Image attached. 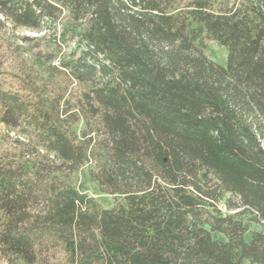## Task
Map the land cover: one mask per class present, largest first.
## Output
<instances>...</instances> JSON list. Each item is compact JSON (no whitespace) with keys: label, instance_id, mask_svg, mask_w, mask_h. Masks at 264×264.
<instances>
[{"label":"trees","instance_id":"obj_1","mask_svg":"<svg viewBox=\"0 0 264 264\" xmlns=\"http://www.w3.org/2000/svg\"><path fill=\"white\" fill-rule=\"evenodd\" d=\"M0 125L7 264H264V0H0Z\"/></svg>","mask_w":264,"mask_h":264},{"label":"rangeland","instance_id":"obj_2","mask_svg":"<svg viewBox=\"0 0 264 264\" xmlns=\"http://www.w3.org/2000/svg\"><path fill=\"white\" fill-rule=\"evenodd\" d=\"M217 3H226L228 0H213ZM205 54L206 56L218 64L219 66L225 67L227 65L228 53L225 47L219 45L215 41L205 40ZM82 128V125L79 127ZM5 132V129L0 125V150L4 147L2 136ZM74 182L77 187L82 188L92 199H94L103 209L110 210L114 207V200L111 195L104 194L101 192L98 184L93 182L90 177L89 168L85 167L80 171L79 174L74 176ZM215 238H221L218 235L214 236ZM250 238V237H248ZM0 264H7L5 259L0 255ZM249 264V263H247Z\"/></svg>","mask_w":264,"mask_h":264}]
</instances>
